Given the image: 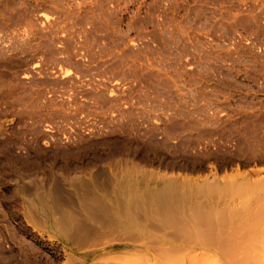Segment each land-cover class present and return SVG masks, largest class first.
Returning a JSON list of instances; mask_svg holds the SVG:
<instances>
[{"label": "rangeland", "instance_id": "1", "mask_svg": "<svg viewBox=\"0 0 264 264\" xmlns=\"http://www.w3.org/2000/svg\"><path fill=\"white\" fill-rule=\"evenodd\" d=\"M262 180L264 0H0V264H264Z\"/></svg>", "mask_w": 264, "mask_h": 264}, {"label": "bare ground", "instance_id": "2", "mask_svg": "<svg viewBox=\"0 0 264 264\" xmlns=\"http://www.w3.org/2000/svg\"><path fill=\"white\" fill-rule=\"evenodd\" d=\"M237 172H238V171H237ZM237 172H236V175H237ZM241 172H242V171H241ZM233 175H234V172H233ZM238 175H239V173H238ZM224 176H225V175H224ZM242 176H244V175H242ZM231 177H232V176H231ZM243 178H244V177H243ZM221 180H222V179H221ZM232 180H233V178H232ZM209 181H210V180H209ZM226 181H227V180H226ZM228 181H229V180H228ZM228 181H227V182H228ZM185 182H186V181H185ZM192 182H193V181H192ZM192 182H191V183H192ZM215 182H216V181H215ZM217 182H218V184H219V181H217ZM262 182H263V186H262V187H263V191H264V180H262ZM186 183H187V182H186ZM194 183H195V182H194ZM196 183H197V182H196ZM212 183H214L213 180H212ZM212 183H211V184H212ZM214 184H216V183H214ZM227 184H229V183H227ZM209 185H210V182H209ZM209 185H208V183H206V180H205V181H199V183H198V185H196V187L201 189V188H203V187H209ZM216 185H217V184H216ZM255 185H256V184H255ZM255 185H254V186H255ZM211 186H212V185H211ZM254 186H253V188H256V186H255V187H254ZM225 187H226V186H225ZM230 187H231V186H230ZM258 187H259V186H258ZM258 187H257V188H258ZM209 188H210V187H209ZM235 188H236V186H235ZM239 188H240V187H239ZM247 188H248V187H247ZM249 188H250V187H249ZM249 188H248V189H249ZM260 188H261V187H260ZM211 189H212V190L214 189L213 186L211 187ZM211 189H210V190H211ZM227 189H228V188H227ZM231 189H232V188H231ZM258 189H259V188H258ZM224 190H225V189H224ZM229 190H230V189H229ZM235 190H236V189H235ZM238 190H239V189H238ZM241 190H242V189H241ZM251 190H252V188H251ZM214 191H215V190H214ZM216 191H217V190H216ZM225 191H226V190H225ZM236 191H237V190H236ZM243 191H244V189H243ZM248 191H249V190H248ZM252 191H254V190H252ZM238 192H239V191H237L236 193H238ZM241 192H242V191H241ZM259 192H260V191H259ZM215 193H216V192H215ZM233 193H234V192H233ZM262 193L264 194V192H262V190H261V193H260V197H259V199H261L262 197L264 198V195L262 196ZM261 196H262V197H261ZM155 198H157V197H155ZM263 198H262V201H263ZM133 199H134V198H133ZM160 199H162V198H160ZM164 200H165V199H164ZM141 201H142V200H141ZM144 201H146V200L144 199ZM137 202H138V201H137ZM146 202H147V201H146ZM162 202H163V201H161V203H162ZM170 202H172V201L170 200ZM263 202H264V201H263ZM152 203H153V202H152ZM131 204H132V203H131ZM137 204H138V203H137ZM137 204H136V205H137ZM142 204H143V203H142ZM145 204H146V203H145ZM147 204H148V202H147ZM170 204H171V203H170ZM174 204H175V203H174ZM177 204H178V203H177ZM150 205H151V204H150ZM129 206H130V205H129ZM141 206H142V205H141ZM141 206H140V208H142ZM168 206H169V205H168ZM136 207H137V206H136ZM136 207H134V208H136ZM148 207H149V205H148ZM151 207H152V206H151ZM153 207H154V206H153ZM157 208H158V207H157ZM160 208H161V207H160ZM160 208H159V209H160ZM174 208H175V207H174ZM174 208H172V207H171V208H170V207H169V208H163V207H162V210H163V211H166L167 213H173V214L170 215V216H166V215H165L163 219H160V222H161V223H162L161 220H164L163 224H164V223H165V224L167 223V224H170V225L172 226V222L179 221L178 219L181 218L183 215L180 216L178 213H182V212H181V211L178 212L179 209H178V210H175ZM126 209H127V208H125V210H126ZM132 209H133V208H132V206H131V209H128V210H132ZM155 209H156V208H155ZM263 209H264V208H263ZM138 210H139V212H140V209H138ZM144 210H145V209H144ZM136 211H137V208H136ZM146 211H147V210H146ZM152 211H153V210H151L150 212H152ZM224 211H225V210H224ZM229 211L231 212V209H230ZM229 211H228V212H229ZM240 211H241V210H240ZM262 211H264V210H262ZM109 212H110V211H109ZM126 212H127V213H126ZM130 212H132V211H130ZM133 212H134V211H133ZM150 212H149V210H148V213H150ZM153 212H154V211H153ZM155 212H156V211H155ZM232 212H234V210H233ZM125 213H126V215H127L129 212L126 210ZM134 213H135V212H134ZM142 213H144V212H142ZM157 213H158V211H157ZM159 213H161L160 210H159ZM198 213H199V212H198ZM198 213H197L196 215H199ZM209 213H210V212H209ZM225 213H226V212H225ZM237 213H238V215H237ZM137 214H138V211H137ZM137 214L135 213V214L131 215V214L129 213V215H131L129 218H132V220H133V218H134L133 216L136 215V217H138ZM151 214H152V213H151ZM151 214H150V215H151ZM218 214H219V213H218ZM229 214H231V213H229ZM232 214H233V215H232ZM232 214H231L232 216H236V215L239 216V215H240V214H239V211H238V212H234V213H232ZM44 215H45V214H44ZM116 215H117V214H116ZM126 215H125V216H126ZM138 215H139V214H138ZM145 215L147 216V214H145ZM188 215H189V214H188ZM226 215H227V214H226ZM87 216H88V215H87ZM119 216H120V214H119ZM154 216H155V215H154ZM179 216H180V217H179ZM184 216L188 217L187 215H184ZM184 216H183V217H184ZM202 216H204V215H203V214L200 215L199 218L201 219ZM224 216H225V214H224ZM232 216H230V217L232 218ZM120 217H121V216H120ZM127 217H128V216H127ZM147 217H148V216H147ZM186 217H185V218H186ZM225 217H226V216H225ZM204 218H207V217L204 216ZM204 218H203V219H204ZM126 219H128V218H126ZM134 219H135V218H134ZM138 219H139V218H138ZM158 219H159V218H158ZM182 219L184 220V218H182ZM186 219H188V218H186ZM209 219H210V218H209ZM209 219L207 218V222L209 221ZM217 219H218V218H217ZM129 221L132 222L133 224L135 223L134 220H133L134 222L131 221V219H129ZM137 221H138V220H137ZM201 222H202V219H201ZM204 222H205V221H204ZM60 223H61V222H60ZM76 223H77V222H76ZM137 224H138V223H137ZM202 224H203V223H202ZM210 224H211V223H210ZM199 225H201V223H200ZM203 225H204V224H203ZM207 225H209V223H208ZM138 226H139V224H138ZM173 226H175V225H173ZM205 226H206V225H205ZM209 226H210V225H209ZM211 226H214V225H211ZM66 227H67V226H66ZM140 227H142V226H140ZM180 227H182V225H179V227H178V225H177V229H176V230L179 231V230L181 229ZM178 228H179V230H178ZM182 228H184V226H183ZM201 228H203V227L201 226ZM201 228H200V229H201ZM204 228H205V227H204ZM206 228H207V227H206ZM214 229H215V228H214ZM63 230H64V229H63ZM184 230H185V229H184ZM202 231H203V229H201V232H202ZM213 231H215V230L212 229V232H213ZM219 231H220V230H219ZM199 232H200V231H199ZM199 232H198V233H199ZM201 232H200V233H201ZM209 232H211V231H209ZM209 232H207V233H209ZM212 232H211V233H212ZM66 233H67V232H66ZM202 233H206V232H202ZM202 233H201V234H202ZM85 234H86V233H85ZM213 235H214V234H213ZM215 235H217V234H215ZM215 235H214L213 237H211V238H215ZM87 236H88V235H87ZM209 236H210V235H209ZM219 236H221V235H219ZM207 237H208V236H207ZM217 237H218V236H217ZM219 238H220V237H218V239H219ZM208 239H209V238H208ZM214 240H215V239H214ZM216 244H218V243H216ZM216 244H215V245H216ZM219 244H220V243H219ZM219 244H218L217 246H214V247H211V248H203V249H204V251H206L205 253H207V252H222V251H225L226 249L223 248V247H221ZM203 255H204V254H202L201 257H202ZM207 256H208V253H207ZM158 257H160V256H158ZM166 257H167V256H166ZM166 257L164 256L165 260H167ZM170 257H171V256H168V258H169V261H168V262L173 263V261H174V263H176V262H175V259H174V258H173V259H170ZM197 257H198V256H197ZM201 257H199V258H201ZM204 257H205V255H204ZM171 258H172V257H171ZM180 258H181V257H180ZM191 258H192V257H191ZM193 258H196V257L194 256ZM161 259H162V258H160V260H161ZM163 260H164V259H163ZM171 260H172V261H171ZM178 260H179V259H177L176 261H178ZM168 262L165 261V263H168ZM156 263H159V261H158V260H155L154 264H156ZM161 263H162V261H161ZM163 263H164V261H163Z\"/></svg>", "mask_w": 264, "mask_h": 264}]
</instances>
